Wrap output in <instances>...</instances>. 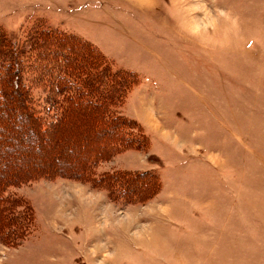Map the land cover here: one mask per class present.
<instances>
[{
	"label": "rangeland",
	"instance_id": "1",
	"mask_svg": "<svg viewBox=\"0 0 264 264\" xmlns=\"http://www.w3.org/2000/svg\"><path fill=\"white\" fill-rule=\"evenodd\" d=\"M39 23L135 74L118 110L143 140L95 172H152L160 183L133 201L64 176L21 185L33 229L19 246L0 241V264H264V0H0V33ZM34 76L36 111L47 113L48 76ZM82 111L63 141L23 140L26 129L7 140L21 149L0 171L81 163L89 138L105 134L89 132L94 110ZM10 114L0 111L5 128L28 123L5 125Z\"/></svg>",
	"mask_w": 264,
	"mask_h": 264
},
{
	"label": "trees",
	"instance_id": "2",
	"mask_svg": "<svg viewBox=\"0 0 264 264\" xmlns=\"http://www.w3.org/2000/svg\"><path fill=\"white\" fill-rule=\"evenodd\" d=\"M51 45L56 48L51 49ZM51 51L54 53L53 58ZM27 71L33 75L35 73L36 77L32 79L37 81H43L48 76L46 80L49 81L51 94L47 102L53 108L49 106L47 113L36 111ZM135 77L133 72L115 70L93 43L73 34L53 30L43 23L31 27L27 35L18 31L0 33V111L11 113L5 125L16 119L28 120L27 124L23 123L15 131L5 128L0 122V164L17 157V150L21 148L14 145L10 148L5 144L13 136H19L23 129L28 131V136L23 140L49 133L63 141L67 137V130L71 128L68 124L84 117L82 110L85 107L94 110L88 119L84 118L85 128L89 132L96 127L105 131L100 140L89 138L87 143H92L95 150L84 157L81 163L77 162L78 159L72 163L70 155L58 159L68 165V169H38L36 161L30 164L27 161L23 170L14 171L9 170L11 167H5L0 171L1 242L16 247L32 232L35 220L33 208L18 191L27 182L64 176L88 181L98 188L104 187L116 199L132 201L159 185L158 175L152 172H95L96 165L118 149L135 143L138 145L143 140L140 133H134L135 129L131 126L133 120L118 110L135 84ZM34 128L39 130L37 135Z\"/></svg>",
	"mask_w": 264,
	"mask_h": 264
}]
</instances>
